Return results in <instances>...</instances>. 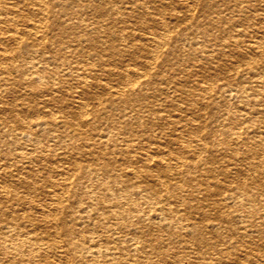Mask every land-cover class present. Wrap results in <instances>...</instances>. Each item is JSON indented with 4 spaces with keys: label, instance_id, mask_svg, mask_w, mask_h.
Segmentation results:
<instances>
[{
    "label": "bare ground",
    "instance_id": "6f19581e",
    "mask_svg": "<svg viewBox=\"0 0 264 264\" xmlns=\"http://www.w3.org/2000/svg\"><path fill=\"white\" fill-rule=\"evenodd\" d=\"M44 1L0 0V85L31 91L0 99V141L28 142L0 153V264H264V0L171 19L134 1L122 11L151 39L123 48L47 42ZM72 15L56 9L60 33ZM124 50L142 69L115 70ZM69 74L68 102L54 91Z\"/></svg>",
    "mask_w": 264,
    "mask_h": 264
},
{
    "label": "rangeland",
    "instance_id": "374dc122",
    "mask_svg": "<svg viewBox=\"0 0 264 264\" xmlns=\"http://www.w3.org/2000/svg\"><path fill=\"white\" fill-rule=\"evenodd\" d=\"M134 1H144L146 4L151 5V7H154V6L155 7H162L163 9L161 10L160 14L162 16H164L166 19H171V17H174V15L170 12L172 10L170 8H174L175 10H178L177 13L179 15H182V13H183L182 10L184 9V6L185 7L191 6V7H197L198 8L199 6L208 5L210 0H187V1L186 0H105V2H104L105 4L103 3V8H105L111 4H116L119 6H114L115 8L118 9V11H116V12H115V10L112 12V10H108L106 8L107 10H105V15L102 17L97 15V12L95 9L96 7L92 6L93 4H95V3H93L94 1L89 2V0H45L44 2L47 5V9L50 11V13L48 12L47 17L45 19H42L44 21V23L47 25V27H49V29L47 28V31L43 34L44 35L43 39H46L47 42H50L52 39H58V36H60L62 34L64 37V40L67 39V41L71 44H76L77 41L75 39L78 38V39H84L83 41H81V43L83 45H86V44L88 45L90 43V40L88 41V39L86 40V38H87V36L91 35L96 40H105L106 44L108 43L107 37H108V39H113V37H114V39H119L118 40V42H119L118 46L120 48L125 47V45L127 46V44L132 45L136 42L137 43L141 42V43H144V45H145L148 38L151 39V37H150L151 34L149 33L148 29L145 26H143L139 21H137L140 19L139 16H143L141 14V12L135 11V12L129 13V12H126L125 10L122 11V8L125 9V8H129L130 6H133ZM216 1L219 3L218 4L219 8H226V2L227 1L232 2V1H237V0H216ZM196 4H197V6H196ZM57 8L59 10L64 9V10L69 11L71 13L73 12L71 20L67 21V25L69 26V28H67L68 29L67 33L66 32L60 33L58 28L55 27V25L53 23L56 21L55 12H56ZM153 15L155 17H158L159 14L157 12H154ZM39 16H41V15L40 14L39 15H34V14L29 15L28 20H29V22H32L35 19H37ZM184 20H186V19H184ZM182 22L185 23L186 21H180V22H176L175 24L174 23L170 24L171 26H170V30L168 31V34H170L171 36H169V37L167 36L166 39H170V41H171V39H173L172 35L175 32L174 30L180 29L183 26ZM50 24L53 25L52 28L50 27ZM20 25L22 27V24H20ZM101 26L102 27L108 26L111 30V34L109 32H106V29L101 28ZM144 30H145V32H144ZM157 30L161 31L164 29L161 26H157ZM102 34H105V35L103 36ZM38 35H40V34L38 33ZM46 35H47V37H46ZM122 35H123V39H122ZM57 47H58V42L55 45H50L48 47V50H52V49L54 50V48H57ZM122 53H123L122 55H120V56L116 55V58H113L112 64L115 66L114 68L116 71H121V70L127 68L128 66H129L128 68H131V66H134V65L139 66L142 69L143 66L138 65V64H134L135 60L130 55L131 54L130 50H124V51H122ZM125 55H126V57H125ZM24 56H27L26 53H24ZM97 56L98 55H96L95 53H92L90 55V58H88V60H90V61L92 60L91 62L97 63L99 60V58H97ZM161 56H162V53L158 56V59H157L158 61L161 60L160 59ZM118 57H120V58H118ZM143 58H145V57L140 56V59H143ZM123 63H125V64H123ZM135 63H137V62H135ZM93 68H95L94 71H97L95 66H93ZM100 76L102 77V79L107 80V82H109V84L114 85L116 82H118L117 76L114 74L108 75V74L100 73ZM62 80H63L62 81L63 85L59 84L57 86V89H59V90L54 91V94L56 96H58V98H61L62 100L69 102L71 99H73L72 97L78 93L77 89H79V87L77 86V77L75 76V74H69V75H66L65 78H63ZM21 86H23V85L19 86L18 84H15V85L10 86V87L0 85V99L1 100L6 99L7 101L12 100V99H16L15 102L18 106L23 105L24 104V103L22 104L23 101L21 99H17V98L19 97V95L24 94V93L30 94L31 91L26 90L27 88L24 89L25 87L22 88ZM98 88L99 87H97V86H93L91 88V90L93 93H99V94L103 93V91L101 89H98ZM105 96H106V93L105 94L103 93L102 97L104 98ZM96 100H97L96 98H90V99H88V102L91 105H94ZM87 132L92 137L95 136L91 131H87ZM23 141H24V143H22ZM14 142L19 143V144L22 143V145L25 143H28L26 137L21 136V137H19V139H16L15 141L13 139H10L9 137L8 138L5 137L4 140L0 141V153L2 152V149H4L5 144L13 145ZM42 142H44V140ZM76 142L82 143V140L76 139ZM49 143L55 144L56 141L50 140ZM30 147H31V145L28 146V144H26V147L23 146V148H26V149H28ZM58 149H65V148L61 146Z\"/></svg>",
    "mask_w": 264,
    "mask_h": 264
}]
</instances>
